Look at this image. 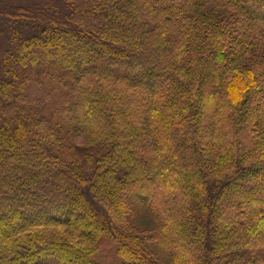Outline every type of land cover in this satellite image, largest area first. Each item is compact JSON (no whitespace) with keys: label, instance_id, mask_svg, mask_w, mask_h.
Wrapping results in <instances>:
<instances>
[{"label":"trees","instance_id":"16d2710c","mask_svg":"<svg viewBox=\"0 0 264 264\" xmlns=\"http://www.w3.org/2000/svg\"><path fill=\"white\" fill-rule=\"evenodd\" d=\"M25 10L0 19V264H99L107 236L121 264H160L152 244L172 264H264V0ZM132 203L159 225L149 248Z\"/></svg>","mask_w":264,"mask_h":264},{"label":"rangeland","instance_id":"374dc122","mask_svg":"<svg viewBox=\"0 0 264 264\" xmlns=\"http://www.w3.org/2000/svg\"><path fill=\"white\" fill-rule=\"evenodd\" d=\"M44 0H0V19L4 20L5 22H10L11 24H18L20 21H26L29 23L34 22V17L32 16V12L30 10H25V8L30 7L34 4H40ZM3 5L11 6L12 8L15 6L23 8L20 12V16H15V12L11 9L8 11L3 10ZM43 18H40L39 22L41 24L49 23L50 13L43 12ZM70 142V141H69ZM89 139L85 136H81L79 139H75L72 141V145H76L80 148V145L86 146L88 145ZM74 146L77 150L78 148ZM81 149V148H80ZM82 173H87L86 168H82ZM132 203V207H130L129 211L126 212V217L122 220L123 223L126 225V228L132 232L133 234L137 235L140 239L147 242L148 248L151 247V242L153 236L159 235L158 233V223L153 221V219L149 216L148 210L143 208L142 206L136 205ZM76 216H70V222L73 224V227H77L80 224L81 218H83V210L77 209ZM62 233H66L68 235H72L74 237L71 227L68 229H62ZM101 245L99 246L96 254L94 255V259L99 264H121L122 259L117 255L116 250L118 248L117 243L112 240L109 236L103 238ZM153 250L158 257V261L160 264H172L170 262L169 253L166 249H161L160 247L157 248L152 244ZM152 250V251H153ZM46 264H60L57 261L46 260Z\"/></svg>","mask_w":264,"mask_h":264}]
</instances>
